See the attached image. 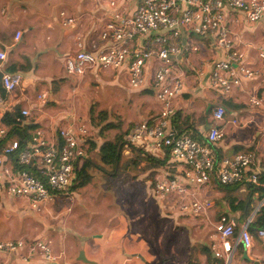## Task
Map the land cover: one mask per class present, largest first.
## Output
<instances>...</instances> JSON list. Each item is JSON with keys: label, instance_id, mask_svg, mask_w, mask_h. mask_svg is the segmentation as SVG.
I'll return each instance as SVG.
<instances>
[{"label": "built area", "instance_id": "built-area-1", "mask_svg": "<svg viewBox=\"0 0 264 264\" xmlns=\"http://www.w3.org/2000/svg\"><path fill=\"white\" fill-rule=\"evenodd\" d=\"M127 1L109 0L111 13L99 34L100 40L107 46L93 54L84 51L81 43H77L78 51L65 60L66 72L82 76L86 71L100 67L125 73L131 91L148 87L154 90L160 107L158 117L150 123L133 124L128 140L151 153L161 147L169 149L171 161L158 171L150 191L153 197L159 201L169 200L167 206L173 214L191 218L206 216L215 204L204 199L201 192L212 178L222 186L249 184L258 187L260 172L254 153H238L220 161L215 158L212 147L224 136L225 124L237 125L236 120L225 121L226 112L220 105L211 111L213 125L204 142L172 130L173 103L184 88L182 66L198 79L204 78L205 74L202 65L179 61L178 57L198 51L196 46L181 41L182 35L193 34L208 40L213 47L225 53L224 60L213 63L206 83L209 89L228 96L259 75L258 69L249 64L240 48L242 41L233 38L232 27L242 22L248 25L260 23L264 18V0H141L130 11ZM72 22V19L66 20V24ZM20 38L21 33L15 32L14 40ZM254 50L257 60L264 66V44L255 45ZM5 58V53L0 51V61ZM20 80L21 75L17 72L2 74L0 78L6 93L15 91ZM46 99L47 92L37 97L39 102ZM246 103L261 107L262 101L251 94ZM20 114L26 116L28 112L24 110ZM6 132L7 128L0 118V142ZM96 132L85 119L73 127L60 129L56 134L58 141L50 143L44 131L35 128L16 160L21 166L35 167L40 177H34L26 170L13 169L9 158L19 149V144L11 141L0 153V199L20 201L33 214H43L45 204L54 195L70 189L76 167L87 157L89 140L96 141ZM263 204L264 200L258 203L236 238L235 221L226 217L219 219L215 225V241L210 245L215 264H232L233 255L239 247L246 257L253 253L254 238L248 228ZM257 234L264 238V230H258ZM36 254L44 264H59L60 256L55 255L49 241H0V264H10L13 257L19 263L27 264Z\"/></svg>", "mask_w": 264, "mask_h": 264}, {"label": "crops", "instance_id": "crops-1", "mask_svg": "<svg viewBox=\"0 0 264 264\" xmlns=\"http://www.w3.org/2000/svg\"><path fill=\"white\" fill-rule=\"evenodd\" d=\"M108 2L109 0H0V51L6 55L5 60L0 61V78L5 73L17 72L21 75L18 87L11 93L4 92L0 82L2 93L0 118L15 109L19 113L25 110L28 114L22 116L23 123L30 125L29 133L35 128H40L44 131L45 138L50 143H54L58 141L56 134L60 129L73 127L77 122L85 119L88 121L91 111L88 109L90 100L101 87L108 86L109 89L119 90L121 79L126 83L125 92L138 94L135 98H139L138 101L145 104L140 122L150 123L156 120L160 107L154 90L148 87L140 91H131L128 89L125 73L103 70L100 67H94L82 76L70 75L66 72L65 60L67 57H73L78 51L77 43H81L84 51L93 54L107 46L106 42L100 40L99 34L111 13ZM139 3L140 0H128V10H132ZM67 19H72L73 22L66 24ZM232 29L233 38L242 41L240 48L246 54L249 64L258 69V77L245 82L241 89H235L228 96L209 89L206 76L210 73L213 63L224 60L226 55L222 50L213 47L210 41L185 33L181 41L196 46L198 51L189 55L184 54L178 59L183 64L189 61L202 65L205 74L204 78L198 79L187 70V67L182 66L184 88L181 96L173 103L175 116L171 121V128L176 133L181 130V135L195 136L194 140L202 142L213 125L210 118L212 109L221 106L222 100L229 99L241 107L238 110H226L225 121L236 120L237 126L231 123L225 124L224 136L213 148L220 160L238 153H254L261 178L264 176V66L257 60L254 47L264 44V18L258 24L248 25L242 22ZM17 31L21 33V38L15 41L14 34ZM92 84L95 86L91 87ZM148 90L152 94L147 93ZM42 92H47V99L39 102L37 97ZM109 94L119 102L117 94L108 91L106 93L108 99ZM251 94L262 101L261 107H252L246 103L245 99ZM149 98L155 102L152 108L147 107ZM11 141L14 139L8 140L4 147ZM156 152L157 150L153 151ZM220 186L212 178L201 194L204 199L213 201L214 204L218 201L216 204H221L222 213H219L215 204L211 211L213 217L210 215L211 212L206 216L203 215L202 218L163 212L161 218L172 219L174 227L186 228L192 232L190 235L200 234L202 228L208 231L214 228L215 231V225L221 217L234 220L240 231L244 221L239 220L238 212L231 211L232 205L229 201L232 198L243 200L248 189L245 185H241L232 196H229ZM256 197L255 193L251 199L255 200ZM161 202L159 200L157 202L160 210L164 207ZM256 205L258 202L254 203L253 209ZM115 218L114 221L109 222L103 233L93 236V247L85 252L86 262L81 264H207L208 262L207 251H210L209 247L215 241L213 236L210 237V241H205L203 236L197 241L192 236L183 239L181 234L182 242L179 240L180 245L176 246L178 244V240H174L176 232L173 234L171 231L165 238L167 246L163 245L161 248V253L165 249L167 255L158 254L153 257L136 249L134 237L132 233H128L126 223H123L119 216ZM209 218H213L215 223H207ZM212 226L213 228L209 229ZM252 236L255 245L253 253L246 257L242 248H237L232 264L264 263V238L258 237L257 233ZM14 260L16 261L17 258ZM27 264L44 263L36 254Z\"/></svg>", "mask_w": 264, "mask_h": 264}, {"label": "rangeland", "instance_id": "rangeland-1", "mask_svg": "<svg viewBox=\"0 0 264 264\" xmlns=\"http://www.w3.org/2000/svg\"><path fill=\"white\" fill-rule=\"evenodd\" d=\"M94 86L95 84L91 85ZM125 88V81L120 79L119 90L103 86L90 100L88 109H91L92 119L89 120L91 125L97 131L108 123L117 128L103 132L107 139H112L119 132L129 130L133 124L141 121L145 104L138 101L139 98H135L138 94H128ZM108 91L117 94L119 102L110 94L108 99L106 96ZM148 100L147 107L152 108L155 102L150 98ZM96 142L98 145L102 142L98 135ZM97 150L87 153V157L93 163L89 171L91 175L89 183L76 191L69 192V189L65 193L54 195L52 200L45 204L46 210L43 214L27 212L26 205L20 201L1 199L0 241L24 239L28 242L42 239L49 241L54 253L60 255V264H81V260L86 259L85 252L93 247V236L103 233L109 222L118 216L126 223L128 233H132L136 249L153 257L158 254L167 255L165 249L161 253V248L163 245L167 246L165 238L171 231L173 234L176 232L174 235V240H178L176 246L180 245L179 240L182 242V235L183 239L192 236L197 241L202 236L205 241H210V237L215 236L213 226L209 228L213 230L202 228L200 234L190 235L192 232L188 229L174 227L172 219L161 218L163 212L171 214V211L167 206L169 200H162L164 207L160 210L157 206L158 200L149 192V185L156 179L157 174H144L129 166L122 174L119 175L117 171L115 175H111L112 168L101 165ZM125 157L130 158V154H125ZM216 208L219 213L223 212L221 204H216ZM210 215L212 216L213 212ZM198 218H202V215ZM209 222L214 224L215 220L209 218L207 223ZM14 258L10 264H21Z\"/></svg>", "mask_w": 264, "mask_h": 264}, {"label": "trees", "instance_id": "trees-1", "mask_svg": "<svg viewBox=\"0 0 264 264\" xmlns=\"http://www.w3.org/2000/svg\"><path fill=\"white\" fill-rule=\"evenodd\" d=\"M147 93L152 94L149 90ZM221 106L226 110H238L241 106L235 105L229 99L222 100ZM91 112V111H90ZM175 116V115H174ZM173 116V117H174ZM92 119L91 114L88 122ZM23 117L19 113L17 109L12 112H7L1 117V121L4 126L7 128V132L0 142V153L4 148L6 142L9 139H14L19 144V149L16 150L11 156L10 160L13 165V169L15 171L26 170L34 177H40L37 173V170L33 166H21L17 163L16 157L18 153L24 148L25 143L28 141L30 137V125L23 123ZM117 129L115 125H111L108 123L105 126H102L100 130L96 132L98 137H101L102 142L98 145L96 141L89 140V149L87 152L94 150L97 148V154L100 159V163L102 166H106L112 168L111 175H115L117 171H119V175L122 174L129 166H133L136 170L142 171L144 174L154 175L157 174L159 170H161L167 163L171 161V156L169 149L166 147H161L159 151L156 153L147 152L141 148H138L132 145L129 140L130 132L128 130L124 132H119L112 139H107L104 137L103 132L105 130ZM182 134V131L179 130L177 134ZM188 136V135H187ZM191 138L196 139L195 136L189 135ZM100 139V138H99ZM204 142V140L202 141ZM201 142V143H202ZM214 147V146H213ZM212 147L213 154L217 161H220L219 157L216 155L214 148ZM130 154V158H126L125 154ZM93 166L92 161H90L89 157H86L75 170V178L72 182L69 192H73L86 186L91 178L89 171ZM155 180L149 185V192L151 191ZM264 176L259 178V186L255 187L249 184H245L248 189V193L246 194L243 200H237L236 198H232L229 203L231 211L239 213V220L246 221L252 211L255 202H261L264 199ZM242 185V184H241ZM241 185L232 186L231 188L228 186H220L224 191H226L227 195L232 196L234 192ZM151 193V192H150ZM257 194L255 200L251 199L253 194ZM234 197V196H233ZM224 215V214H223ZM227 216V215H224ZM239 227L236 226L234 229V237L238 236ZM249 232L255 236L258 230H264V204L260 207L259 211L253 216V219L248 228ZM210 248V247H209ZM210 252V253H209ZM207 251L208 262L207 264H215V260L212 257L211 250Z\"/></svg>", "mask_w": 264, "mask_h": 264}, {"label": "water", "instance_id": "water-1", "mask_svg": "<svg viewBox=\"0 0 264 264\" xmlns=\"http://www.w3.org/2000/svg\"><path fill=\"white\" fill-rule=\"evenodd\" d=\"M141 1V0H140ZM82 262H86V259L81 260Z\"/></svg>", "mask_w": 264, "mask_h": 264}]
</instances>
